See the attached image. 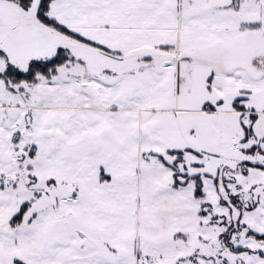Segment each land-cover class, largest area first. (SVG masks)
I'll use <instances>...</instances> for the list:
<instances>
[{"label":"snow or ice","instance_id":"1","mask_svg":"<svg viewBox=\"0 0 264 264\" xmlns=\"http://www.w3.org/2000/svg\"><path fill=\"white\" fill-rule=\"evenodd\" d=\"M0 264H264V0H0Z\"/></svg>","mask_w":264,"mask_h":264}]
</instances>
